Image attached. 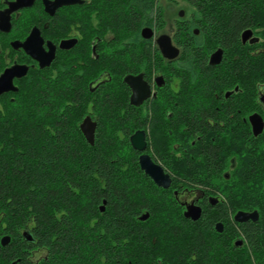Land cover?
I'll return each instance as SVG.
<instances>
[{"label":"trees","instance_id":"obj_1","mask_svg":"<svg viewBox=\"0 0 264 264\" xmlns=\"http://www.w3.org/2000/svg\"><path fill=\"white\" fill-rule=\"evenodd\" d=\"M118 1L119 7L125 5L124 16L114 10L106 18L119 26L126 24L138 33L139 26L161 19L155 10L157 0ZM186 1L229 9V19L211 17L202 24L206 33L230 45L237 44L243 27L256 22L257 16L264 18V0ZM186 30L183 38L189 53L203 65L206 52L195 50ZM253 62L244 60V67L236 71L264 82V60ZM48 94V86L39 99L32 92L19 93L16 102L8 104L6 119L0 115V218L9 220L5 231L14 234L11 244L0 245V255L9 260L18 254L25 258L27 246L18 238L17 228L35 217L39 242L50 252L46 264H164V257L175 264H264V152L255 153L264 135L253 137L247 151L235 156L237 171L229 178L222 173L227 159L219 156L216 143L201 146L202 158L184 156L185 182L215 186L212 192H224L234 209L259 212L256 222H231L229 237L215 229L217 220L227 218V207L207 208L196 221L184 219L175 195L141 169L138 152L129 140L119 138V127L124 131L133 127L129 109L123 113L117 104L124 94L102 99L107 106L94 144L86 140L73 114L81 101L75 99L76 105L70 107L71 119L58 113L52 116L50 106L58 100ZM71 95L75 97L74 91ZM42 106L48 110L38 117L36 109ZM209 115L205 108L185 110L192 129L207 124ZM183 147L196 148L190 141ZM146 210L149 215L142 219ZM240 238L239 246L235 241Z\"/></svg>","mask_w":264,"mask_h":264},{"label":"flooded vegetation","instance_id":"obj_2","mask_svg":"<svg viewBox=\"0 0 264 264\" xmlns=\"http://www.w3.org/2000/svg\"><path fill=\"white\" fill-rule=\"evenodd\" d=\"M114 2L119 6L118 0H0V115L6 119L8 104L15 103L19 93L32 92L39 99L48 86V95L58 100L50 106L52 116L58 113L71 119L70 107L76 105L75 99L80 100L77 106L81 108L78 106L80 109L73 114L79 126L90 118L89 125H95L96 141L101 118L105 116L103 108L107 106L103 100L124 94L126 97L117 104L123 113L129 109L133 127L127 131L119 127V138L130 141L138 152L139 164L140 156L148 154L170 175L168 188L148 176L157 186L175 195L174 203L184 219L199 220L205 209L224 205L228 209L227 218L217 220L215 229L229 237L231 222L258 221L260 214L257 220L238 221V212L254 210L234 209L224 192H212L215 186L185 182L181 174L184 156L202 158L201 146L216 143L221 151L219 156L227 159L222 173L229 178L237 171L235 156L247 151L248 141L253 137L264 135V82L258 76L249 78L245 71H236L237 67H244V60H264V18L257 16L256 22L243 27L237 44L230 45L215 34L206 33L202 24L211 17L229 19V9L225 7H202L186 1L190 6L180 8L171 19L166 18L165 1L157 0L155 10L161 19L139 26L136 33L131 26H119L106 18ZM218 3L221 1H215ZM145 28L151 29L148 37L144 36ZM185 29L192 35L195 50L201 48L206 52L203 65L196 54L189 53L183 38ZM248 30L251 33L245 37ZM161 35L170 36L177 49L175 57H168L162 51ZM195 89L205 95L206 104L189 105L185 94ZM200 108L209 111L207 124L205 128L192 129L185 110ZM253 115L263 120V123L258 121V129H262L259 133L254 130ZM138 131L145 134L143 151L134 148L131 141ZM186 141L195 150L184 148ZM262 151L264 138L258 142L255 153L259 155ZM196 207L201 215L194 219L190 214L191 210L197 211ZM8 227L9 220L1 217L2 247L13 241L14 234L5 231ZM35 227L33 217L17 228L18 238L27 246L25 258L18 254L9 260L0 255V264L47 263L50 252L40 244ZM235 244L240 246L243 240L240 238ZM164 264L175 263L164 257Z\"/></svg>","mask_w":264,"mask_h":264},{"label":"water","instance_id":"obj_3","mask_svg":"<svg viewBox=\"0 0 264 264\" xmlns=\"http://www.w3.org/2000/svg\"><path fill=\"white\" fill-rule=\"evenodd\" d=\"M150 32L151 29L150 28H145L143 33L145 37L150 36ZM251 31L248 30L244 35L245 37L248 35H250ZM159 43H160V47L162 49V51L164 52V54H166L168 57H175L177 55V49L172 45L171 43V38L169 35H161L159 38ZM213 62V61H212ZM129 76L126 78V80H129ZM1 79V78H0ZM137 97V92L134 95L133 100L135 101V98ZM136 103H139L138 101H136ZM252 121H253V125H254V130L256 133H259L262 131V129H258V126H260V124L258 123L259 119L261 121V123H263V120L261 117H256L255 115H253L251 117ZM90 118H86L85 121L80 125L81 130L83 131V133L85 134L88 142L90 144H94L95 143V125L93 124L92 126L89 125V121ZM132 144L134 146V148L143 151L146 148V141H145V134L143 131H138L136 132L132 138H131ZM140 165L141 168L145 171V173L147 175H149L158 185L160 186H164L165 188H168L171 185V177L168 173L165 172L164 168L155 163L153 161V159L151 158L150 155L148 154H142L140 156ZM105 203L106 201H104L101 210L103 211L105 209ZM197 211L191 210L192 214H190V216L194 217V219H197L200 215V209L199 207H196ZM195 212V213H194ZM194 213V214H193ZM188 214V213H187ZM148 213L143 214L142 219H145L148 217ZM259 217V212L257 210H254L252 212H244V211H240L237 213L236 215V219L238 221H245L248 220L250 218H252L253 220H257Z\"/></svg>","mask_w":264,"mask_h":264},{"label":"rangeland","instance_id":"obj_4","mask_svg":"<svg viewBox=\"0 0 264 264\" xmlns=\"http://www.w3.org/2000/svg\"><path fill=\"white\" fill-rule=\"evenodd\" d=\"M166 3V7L167 8V14H166V18H173V15L175 14V12H178V10L180 8H187L188 6H190L186 0H164ZM117 9L121 16L123 17V6L119 7L117 6V3H112L111 7L109 8V11L112 12V10ZM170 19V21H171ZM209 79L206 78V81H208ZM187 102L189 103L190 106L198 104V103H202V104H206L208 102L207 98L205 97L204 94H202L201 92H198V89L192 90V93L189 94V98L187 99ZM47 107L42 106L39 109H36L37 112V116L39 117V115H45V113L47 112ZM112 120H109L107 125L111 126ZM108 126V127H109ZM138 187H141L140 185H138ZM162 210H164V208H162ZM168 214L166 211H162V218L163 219H167L168 218ZM74 261V260H72Z\"/></svg>","mask_w":264,"mask_h":264},{"label":"bare ground","instance_id":"obj_5","mask_svg":"<svg viewBox=\"0 0 264 264\" xmlns=\"http://www.w3.org/2000/svg\"><path fill=\"white\" fill-rule=\"evenodd\" d=\"M146 214V213H145Z\"/></svg>","mask_w":264,"mask_h":264}]
</instances>
